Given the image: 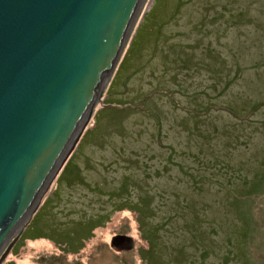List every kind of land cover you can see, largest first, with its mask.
Listing matches in <instances>:
<instances>
[{
  "label": "rangeland",
  "instance_id": "374dc122",
  "mask_svg": "<svg viewBox=\"0 0 264 264\" xmlns=\"http://www.w3.org/2000/svg\"><path fill=\"white\" fill-rule=\"evenodd\" d=\"M117 66L2 264H264V0H155Z\"/></svg>",
  "mask_w": 264,
  "mask_h": 264
},
{
  "label": "water",
  "instance_id": "95a60500",
  "mask_svg": "<svg viewBox=\"0 0 264 264\" xmlns=\"http://www.w3.org/2000/svg\"><path fill=\"white\" fill-rule=\"evenodd\" d=\"M154 1L0 0V264L100 109Z\"/></svg>",
  "mask_w": 264,
  "mask_h": 264
},
{
  "label": "trees",
  "instance_id": "16d2710c",
  "mask_svg": "<svg viewBox=\"0 0 264 264\" xmlns=\"http://www.w3.org/2000/svg\"><path fill=\"white\" fill-rule=\"evenodd\" d=\"M74 153H75V152H73L72 155L69 157V159L67 160L66 164H65L64 167L62 168V170H61L59 176L57 177V184H58V183L65 182L66 180L69 181L70 179H66V177H70V176L72 177V176L76 173L75 170H73V169H71V168L69 167V165L71 164V161L73 160L72 158L74 157ZM48 197H49V196H46V197L44 198V202H43V204L47 201ZM54 198H55V196L53 195L52 197L49 198V200H52V199H54ZM43 204H42V205H43ZM34 219H35V220H34L33 225H35V223H36V215H35V218H34ZM102 225H103V223H97V224L95 225V227H96V226H102ZM28 227H29V226H28ZM28 227L26 228V230L24 231V233H23L22 236H21V239H23V241L28 240V239H29V235H30V233L32 234L31 230H34V226L31 227V228H28ZM33 239L36 240V237L33 238ZM19 241H20V240H19Z\"/></svg>",
  "mask_w": 264,
  "mask_h": 264
}]
</instances>
